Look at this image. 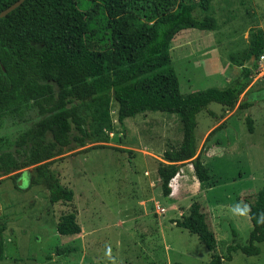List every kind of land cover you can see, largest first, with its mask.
Wrapping results in <instances>:
<instances>
[{
	"label": "rangeland",
	"instance_id": "rangeland-1",
	"mask_svg": "<svg viewBox=\"0 0 264 264\" xmlns=\"http://www.w3.org/2000/svg\"><path fill=\"white\" fill-rule=\"evenodd\" d=\"M212 7L216 31L184 30L172 44L173 66L184 95L223 89L238 79L242 70L231 63L230 55L248 46L251 28L264 29V0H212ZM197 15L202 16L201 11ZM256 71L250 86L264 73ZM262 89L264 82L243 94L242 100L253 102L250 108L227 111L211 103L198 114V154L211 173L204 188L186 163L180 170L183 178L171 183L176 189L165 198L157 170L164 151L182 141L180 119L146 112L121 126L116 104L111 105L113 127L105 132L106 142L74 146L52 160L62 184L75 193L68 205H53L46 189L29 188L31 167L20 171L18 181L1 178L0 215L8 221L2 264H207L210 251L175 222L195 201L202 204L220 256H226L231 245H247L253 229L249 205L264 187ZM247 117L254 121L253 132ZM18 132L10 122L1 130L12 139ZM163 208L166 211L160 213ZM73 209L82 232L61 236L59 218ZM259 246V255L238 251L231 261L223 258V264H264V243Z\"/></svg>",
	"mask_w": 264,
	"mask_h": 264
},
{
	"label": "trees",
	"instance_id": "trees-1",
	"mask_svg": "<svg viewBox=\"0 0 264 264\" xmlns=\"http://www.w3.org/2000/svg\"><path fill=\"white\" fill-rule=\"evenodd\" d=\"M16 1L0 0V13ZM188 29H218L212 0H25L0 19V182L3 177L18 181L20 171L31 167L29 188L46 189L53 205L71 203L75 193L62 184L52 160L74 146L106 142L105 132L113 127L111 105L116 104L121 126L146 112L180 119L182 141L164 151L157 170L165 198L171 197L170 184L186 163L192 164L204 188L211 173L198 154L197 116L211 103L227 111L253 106L249 99L240 102V97L264 55V29L251 28L248 46L230 55L231 63L241 67L238 79L223 89L184 95L171 49L175 38ZM246 121L253 132V119ZM6 122L19 129L13 139L1 133ZM201 205L195 201L175 222L210 251L207 264L231 261L238 251L247 256L261 253L264 187L249 205L253 229L248 244L229 246L226 256L217 253V239ZM77 213L73 209L60 216L61 236L81 234ZM7 229V218L0 215V264Z\"/></svg>",
	"mask_w": 264,
	"mask_h": 264
},
{
	"label": "water",
	"instance_id": "water-1",
	"mask_svg": "<svg viewBox=\"0 0 264 264\" xmlns=\"http://www.w3.org/2000/svg\"><path fill=\"white\" fill-rule=\"evenodd\" d=\"M25 0H18L16 1L13 5H11L9 8H7L6 10L2 11L0 13V19H2L3 17L7 16L10 12H12L13 10H15L16 8H18Z\"/></svg>",
	"mask_w": 264,
	"mask_h": 264
},
{
	"label": "clouds",
	"instance_id": "clouds-1",
	"mask_svg": "<svg viewBox=\"0 0 264 264\" xmlns=\"http://www.w3.org/2000/svg\"><path fill=\"white\" fill-rule=\"evenodd\" d=\"M261 82H264V80H259V81H257V82H255L254 84H252L249 88H248V90L251 88V87H254L256 84H258V83H261ZM248 90H247V92H248ZM242 96V95H241ZM240 102H242L241 101V97H240ZM190 164V163H189ZM191 166H192V164H190ZM181 170V169H180ZM179 177H181V178H183V176H181V172H179L178 174H177V176L172 180V182L173 181H175L176 179H178ZM171 182V183H172ZM170 187H171V189H172V191L173 190H175L176 188H175V186H171V184H170ZM166 210L163 208L162 210L160 209V213L161 212H165Z\"/></svg>",
	"mask_w": 264,
	"mask_h": 264
},
{
	"label": "built area",
	"instance_id": "built-area-1",
	"mask_svg": "<svg viewBox=\"0 0 264 264\" xmlns=\"http://www.w3.org/2000/svg\"><path fill=\"white\" fill-rule=\"evenodd\" d=\"M262 66H264V55L260 57L259 66H258L257 71H256L257 73L259 71L264 72V69L261 70ZM258 76H260V74ZM259 80H264V73H262V75L259 78H257L256 82L259 81Z\"/></svg>",
	"mask_w": 264,
	"mask_h": 264
},
{
	"label": "crops",
	"instance_id": "crops-1",
	"mask_svg": "<svg viewBox=\"0 0 264 264\" xmlns=\"http://www.w3.org/2000/svg\"><path fill=\"white\" fill-rule=\"evenodd\" d=\"M254 89V87L252 88V90ZM259 91H261L260 93L261 94H263L264 93V89H262V90H259ZM250 93H252V91L250 92ZM244 96H246L247 95V91H245L244 93ZM243 94H242V96H243ZM242 96H241V101H244V100H242ZM214 128V127H213ZM152 155H154V154H152ZM159 158V157H158ZM159 160H162L161 158H159ZM145 204V203H144Z\"/></svg>",
	"mask_w": 264,
	"mask_h": 264
}]
</instances>
